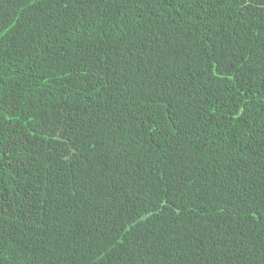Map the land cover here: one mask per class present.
<instances>
[{
    "label": "trees",
    "instance_id": "obj_1",
    "mask_svg": "<svg viewBox=\"0 0 264 264\" xmlns=\"http://www.w3.org/2000/svg\"><path fill=\"white\" fill-rule=\"evenodd\" d=\"M0 264H264V0H0Z\"/></svg>",
    "mask_w": 264,
    "mask_h": 264
}]
</instances>
